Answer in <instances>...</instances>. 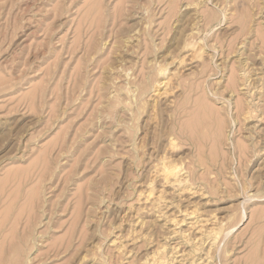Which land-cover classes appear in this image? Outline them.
<instances>
[{
    "label": "rangeland",
    "instance_id": "obj_1",
    "mask_svg": "<svg viewBox=\"0 0 264 264\" xmlns=\"http://www.w3.org/2000/svg\"><path fill=\"white\" fill-rule=\"evenodd\" d=\"M195 20L206 51L171 74V106L152 101L158 66ZM241 59L259 73L252 135L230 84ZM207 62L216 74L203 77ZM169 132L222 215L213 264H264V0H0V264H141L163 232L137 191ZM135 211L125 257L108 239Z\"/></svg>",
    "mask_w": 264,
    "mask_h": 264
},
{
    "label": "bare ground",
    "instance_id": "obj_2",
    "mask_svg": "<svg viewBox=\"0 0 264 264\" xmlns=\"http://www.w3.org/2000/svg\"><path fill=\"white\" fill-rule=\"evenodd\" d=\"M190 3H188L189 6L191 5ZM197 3L198 2H195V4H193L196 5ZM198 4L200 7L201 3ZM176 5L177 4L175 3V7H172L170 9L171 11H173L172 13L169 11L171 13V16L174 15L173 13H175L174 10L176 8ZM190 7L194 8L193 5ZM193 10L196 11L195 9ZM195 15H193V17ZM190 19L192 21L194 20L193 18ZM208 19H210V17H208ZM208 21L206 22V24H209V26H212L214 22H219L218 20L210 22ZM185 22L187 23V21ZM198 25L199 22L197 23L196 21L193 27L190 26L192 27V29L190 28L193 32L192 35L188 34V36L186 34L187 37L185 35V37L183 36L184 41L182 42L181 40V45H179L180 47L178 46L180 50V52H178L180 54L175 58L169 57V61H164L158 66V68L156 67L157 75L150 83L149 89L152 101L163 99V103L166 106H171L173 103V100L169 97V92L171 90V86L169 87V84L171 85V83H169V81L171 80V74H175L177 68H181V66L189 64L192 60L197 59L198 57L201 58L203 55V51H206L205 46L208 44L207 41H209L210 38L212 39V35L208 36V38L201 37L202 31ZM245 31L241 30V32H239L236 37L233 38L234 43L230 42L231 45L228 44L231 50H236L237 47L235 45V41L238 39L239 41H241L240 37L245 34ZM220 40H222V38ZM230 49L228 47V52H230ZM241 60L242 61H239L240 65L237 68L239 70V74H237V76L239 75V77L235 78V75L233 79H230V84L233 88L239 87V89L242 90L243 94L246 96L243 106L239 105L237 107V120L239 122L242 121L245 124V128L250 130H247V135H252L253 132L250 128H252L253 126L255 127L256 121H260L263 119V115L258 108L260 106L259 96H256L254 93L258 88L254 82L256 81L255 79H258V75H255L259 73L254 69H251V67H247V63H245L243 59ZM204 64L203 66H201V71L199 70L200 72L198 74H201L203 77L206 76L209 72L210 73L208 74V76L216 74L217 68L215 69V66L213 64H211L210 62H207V64L205 65ZM216 66L218 67V65ZM170 67L173 69L171 70ZM144 93L145 91L141 95H143ZM154 103L155 102H153V104ZM153 119L154 115H149V121L152 122L154 121ZM156 137L157 141L151 143L152 145L150 146V154L151 157H153L147 170L148 175L144 181L140 182V188L137 191L136 199L141 203L149 204L148 206H150V210H152L154 218L157 221V226L163 232V236L157 244L152 245L151 249L149 248L150 250L142 255L140 262L141 264H213L214 259L211 258L210 252L211 248L216 244L217 239L219 238L218 235L220 234V230L223 227V220L221 217L222 215L219 216L218 213L207 209V192L203 190L204 188H200L199 186L197 187L196 185L193 186L191 185L192 182H189L188 170H186L185 168L186 157L179 154L180 147L178 146L177 142V134L175 136L174 132H169L167 134H161ZM243 152L242 155L244 156L246 153ZM258 153L263 154L264 149L261 147L258 150ZM244 157L245 159L247 158L246 156ZM126 222L128 227L126 231L127 234L126 232L124 234L122 233V229L120 228L122 225L118 227L121 230H118L116 228V225L114 227L116 228L114 229L115 231H111L113 234L108 239V243L110 246H112V248L115 249L117 254L119 253L122 256L125 255V257H128L131 255L130 253L132 251L129 246L135 241V233L138 231L137 227L143 224V221L141 218H139L137 211H135L133 214H131L130 219L126 220ZM120 224L121 223L119 222L118 225ZM137 237L139 238L140 235ZM146 238L147 239H145L144 237L146 246L150 247V244L152 243L151 236H148ZM125 263L129 264L126 261Z\"/></svg>",
    "mask_w": 264,
    "mask_h": 264
}]
</instances>
